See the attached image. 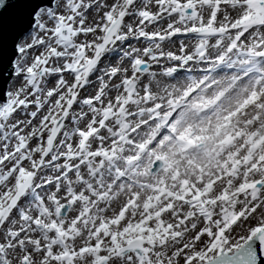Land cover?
Here are the masks:
<instances>
[{
	"label": "snow or ice",
	"instance_id": "1",
	"mask_svg": "<svg viewBox=\"0 0 264 264\" xmlns=\"http://www.w3.org/2000/svg\"><path fill=\"white\" fill-rule=\"evenodd\" d=\"M5 38L0 264H264V0H0Z\"/></svg>",
	"mask_w": 264,
	"mask_h": 264
},
{
	"label": "water",
	"instance_id": "2",
	"mask_svg": "<svg viewBox=\"0 0 264 264\" xmlns=\"http://www.w3.org/2000/svg\"><path fill=\"white\" fill-rule=\"evenodd\" d=\"M9 57H10V41L5 38L3 43V66L0 68V98H2L3 91L7 88L10 83L11 70L9 67ZM7 72L8 75H3Z\"/></svg>",
	"mask_w": 264,
	"mask_h": 264
},
{
	"label": "bare ground",
	"instance_id": "3",
	"mask_svg": "<svg viewBox=\"0 0 264 264\" xmlns=\"http://www.w3.org/2000/svg\"><path fill=\"white\" fill-rule=\"evenodd\" d=\"M225 72L227 71V70H224Z\"/></svg>",
	"mask_w": 264,
	"mask_h": 264
}]
</instances>
